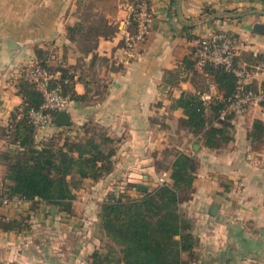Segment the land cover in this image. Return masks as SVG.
I'll list each match as a JSON object with an SVG mask.
<instances>
[{"label":"crops","instance_id":"obj_1","mask_svg":"<svg viewBox=\"0 0 264 264\" xmlns=\"http://www.w3.org/2000/svg\"><path fill=\"white\" fill-rule=\"evenodd\" d=\"M119 3L0 0V153L9 148L1 133L21 109L17 85L36 66L35 49L51 51L50 65L73 68L78 95L85 92L81 74L98 75L96 84L106 87L104 98L90 106L71 102L69 129L81 134L92 122L117 142L112 173L84 182L68 213L0 200V220L28 218L30 226L20 233L0 230V264H88L105 239L98 226L100 204L110 194L137 197V187L157 185L163 173L158 167H169L176 153H191L198 161L191 198L181 206L196 241L195 264H264V133L249 137L255 121L264 124V106L234 112L233 139L215 150L178 125L185 117L173 107L182 93L196 92L183 62L200 39L213 33L228 32L246 44L242 68L257 64L250 53L264 68V0H149L151 32L129 63L118 61L125 19ZM84 7L119 28L114 37L100 38L87 56L66 32L82 21ZM256 25L262 33L254 32ZM59 130L38 129L36 141ZM4 172L0 164V195Z\"/></svg>","mask_w":264,"mask_h":264},{"label":"trees","instance_id":"obj_2","mask_svg":"<svg viewBox=\"0 0 264 264\" xmlns=\"http://www.w3.org/2000/svg\"><path fill=\"white\" fill-rule=\"evenodd\" d=\"M84 17V14H82ZM92 21V19H91ZM132 31V26L129 27ZM68 37L78 42L79 52L87 56L96 49L100 38L110 39L118 32V25L100 19L98 27L83 20L66 28ZM36 66L53 76L52 85H59L63 95L72 102L90 106L104 98L106 87L96 84L90 74H81L84 94L74 90L75 72L71 66L50 65L51 51L35 49ZM242 51L234 60V67L242 68ZM257 64L259 56L250 53ZM192 74L195 93H182L173 107L180 108L184 119L178 124L195 136L197 142L208 149H220L233 139L231 120L234 113L221 121L220 114L227 108L236 92V77L222 66L206 65L201 71L195 67L192 55L183 62ZM251 64V66H255ZM244 67H249L246 65ZM75 70V69H74ZM209 79L217 89V98L204 101L203 82ZM264 86V82L261 83ZM18 94L23 103L12 114L7 128L2 130L8 149L0 153L4 167L1 201L21 200L38 205L52 206L59 211L70 212L71 202L84 182L96 183L112 173L115 166L117 142L108 136L103 127L87 123L81 134L69 127H60L50 137L36 141L37 128L29 119V112L42 104V96L26 78L19 81ZM220 96V97H219ZM264 106V105H263ZM51 128H59L54 125ZM264 124L255 121L249 137L259 139ZM169 167H158L168 172V180L155 185L137 197L120 194L108 195L98 210V226L104 240L88 259V264H195L196 241L191 234L190 223L185 219L181 206L188 202L198 169V161L191 153H176ZM28 218L0 220V230L22 232L29 230ZM184 255L187 258H184Z\"/></svg>","mask_w":264,"mask_h":264},{"label":"built area","instance_id":"obj_3","mask_svg":"<svg viewBox=\"0 0 264 264\" xmlns=\"http://www.w3.org/2000/svg\"><path fill=\"white\" fill-rule=\"evenodd\" d=\"M119 6L125 13L121 35L122 58L120 63H129L137 55L140 46L151 32L152 17L149 0H120ZM132 26V31L129 27ZM246 50V44L228 32H216L207 38L200 39L190 55L195 67L201 71L206 65L222 66L232 73L236 79V92L229 100L227 108L220 114L223 121L234 112L243 113L250 106L264 105V68L262 65L243 68L234 67V60ZM26 78L34 85L42 96V104L37 110L29 112V119L37 129L54 127V117L58 112L67 111L71 104L70 97L63 95L59 85H52V77L44 68L34 66L26 72ZM207 91L202 95L204 101L218 97L215 85L206 79ZM168 180V172L161 173L157 184L162 185ZM4 203L8 201L3 200Z\"/></svg>","mask_w":264,"mask_h":264},{"label":"water","instance_id":"obj_4","mask_svg":"<svg viewBox=\"0 0 264 264\" xmlns=\"http://www.w3.org/2000/svg\"><path fill=\"white\" fill-rule=\"evenodd\" d=\"M262 28L259 25H256L254 27V32L256 33H262ZM53 123L56 127H69L71 125L70 117L67 113V111H61L56 114L54 117ZM195 149L197 148V145L194 147ZM138 191L145 192L146 188L144 187H137Z\"/></svg>","mask_w":264,"mask_h":264},{"label":"rangeland","instance_id":"obj_5","mask_svg":"<svg viewBox=\"0 0 264 264\" xmlns=\"http://www.w3.org/2000/svg\"><path fill=\"white\" fill-rule=\"evenodd\" d=\"M91 13L92 12H91L90 9H88L87 7H84V11H83L84 17H83V20L86 22V24L88 23V25H89V22H90V23H93V26L98 27V25L100 24V19L102 17L100 15H94V14H91ZM91 19H92V21H91ZM95 77L97 79L98 78V75H96Z\"/></svg>","mask_w":264,"mask_h":264}]
</instances>
